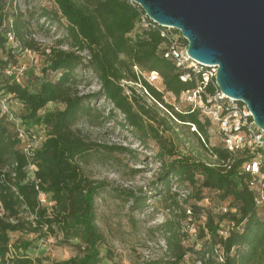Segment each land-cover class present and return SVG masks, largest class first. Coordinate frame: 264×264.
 I'll return each instance as SVG.
<instances>
[{"label": "trees", "instance_id": "16d2710c", "mask_svg": "<svg viewBox=\"0 0 264 264\" xmlns=\"http://www.w3.org/2000/svg\"><path fill=\"white\" fill-rule=\"evenodd\" d=\"M52 1L57 10L43 8L40 16L48 15L57 22L64 21L72 45L89 50L92 61L103 70L113 68L119 52V48L105 38L118 34L128 48L135 46L133 66L140 67L141 64L136 59L143 57H152L162 62L163 70H153L161 74L165 85L169 86L168 91L179 95L183 90L194 87L193 82L182 81L174 63L158 53V46L163 43L160 26L155 27L149 18L148 26L141 24L142 15L146 13L132 0ZM5 19L12 20L17 39L23 47H37L35 40L30 37V22L26 14L17 9L14 0H0L2 65L7 63L3 58L5 56L16 61L13 48L8 45L5 36ZM63 65H67V59H54L48 69L58 71ZM133 66L130 79L137 81L140 78L151 96L169 110H174L172 104L165 101L163 93L138 76ZM48 69L43 68L44 71ZM106 75L105 72L103 77L106 78ZM126 77L130 76L126 75L124 78ZM0 91L15 93L24 106L25 112L21 116L28 128L38 125H45L47 128V138L36 153L38 169L35 179H32L27 170L29 163L21 141L0 111V203L4 211L0 215V264H32L27 256L32 242L19 240L12 243L11 233L16 231L33 232L45 237L54 235L65 243L78 245L80 255L56 264H103L105 258H110V254L108 249L105 253L102 252L106 237L98 227L96 200L107 189L109 182L91 178L80 163L98 147L111 152H124L126 148L88 140L74 128L82 117L92 115V95L68 100L63 108L48 109L50 103L63 98L60 82L44 76L37 82L21 84L12 81L2 72ZM141 109L147 116H151L150 119L159 122L157 115L151 114L149 106L141 105ZM175 113L179 120L195 123L201 131L207 132L199 112ZM153 128L156 136L162 139L161 130L156 126ZM213 151L221 159L231 157L221 144L215 146ZM241 163L242 159L237 157L229 164L230 167L224 164L209 166L193 157L182 156L171 162L166 174L161 177L166 183L169 173L174 172L184 180L191 181L196 186L194 197L198 201L204 197V190L212 194V205L209 204L208 208L203 206L207 217L200 223L196 241L201 246H190L186 250L192 254L194 261H201L202 264H264V211L258 207L254 192L249 188L245 176L240 173ZM195 178L199 183L198 187ZM39 190L49 195L54 202L52 206L40 203ZM114 193L118 199L131 201V207L135 210L146 203V196L138 195L134 190L115 188ZM223 204L228 205V211L216 212L215 207ZM194 207L198 215L200 208L197 204ZM196 218L199 219V215ZM227 223H234V228L224 238L220 236L219 229L222 224ZM216 246L223 249V262H218L213 256ZM11 247L17 251V255L10 259L8 253L11 252ZM19 252H22L21 256Z\"/></svg>", "mask_w": 264, "mask_h": 264}, {"label": "rangeland", "instance_id": "374dc122", "mask_svg": "<svg viewBox=\"0 0 264 264\" xmlns=\"http://www.w3.org/2000/svg\"><path fill=\"white\" fill-rule=\"evenodd\" d=\"M14 5L25 12L30 22V32L39 39L34 60L22 53L16 57L17 61L28 65L24 84L37 82L44 76L60 82L63 98L50 103L48 109L63 108L68 100L92 95V115L82 117L74 128L88 140L126 148L124 152H111L98 147L80 163L91 178L109 182L107 189L96 200L98 227L106 237L102 252L108 249L110 254L103 264H199L186 251L190 246H201V243L196 242V237L186 231L189 222L184 210L186 201L179 203L171 194L172 172L167 176L166 183L161 177L175 159L189 156L204 162L209 151L196 133L191 132L186 125L173 123L166 108L156 104L139 84L130 83L136 82L130 79L135 46L128 48L118 34L106 37L105 40L117 46L119 52L113 68L105 71L92 61V56L87 57L88 54L78 52L72 45L64 21L55 23V32L42 24L41 10H51L54 6L48 0H19ZM162 46L163 43L157 49L160 55ZM2 56L0 51V58ZM54 59H67V65L61 66L58 71L50 70L48 68ZM136 60L141 64L144 78L163 93L167 103H176L182 109L189 107L187 102H182L168 91L169 86L165 85L160 73L158 76L151 74L156 71L154 68L163 70L161 61L152 57ZM105 72L106 78L103 77ZM126 75L130 77L124 78ZM141 105L149 106L151 114H156L160 123L143 113ZM16 109L19 115L25 112L20 106H16ZM201 118L206 122L205 137L209 143L221 144L217 125ZM155 126L161 130L162 139L156 136ZM174 175L179 177L180 183L196 191L194 183L184 180L178 173ZM195 183L198 187L196 178ZM115 188L134 190L138 195H145L146 203L138 210L132 209L131 201L115 197ZM211 195L204 190L200 204L206 208L212 205ZM19 240L32 242L27 255L32 264H56L81 254L78 245L65 243L54 235L45 237L33 232H12L11 242ZM15 255L17 251L11 247L8 258H14Z\"/></svg>", "mask_w": 264, "mask_h": 264}, {"label": "built area", "instance_id": "2783aa9c", "mask_svg": "<svg viewBox=\"0 0 264 264\" xmlns=\"http://www.w3.org/2000/svg\"><path fill=\"white\" fill-rule=\"evenodd\" d=\"M17 1L19 0H14V4H17ZM48 1L54 5L51 10H57L56 4L52 0ZM132 2L140 6L133 0ZM42 5L46 6L45 2H42ZM147 18L152 20L147 13L142 15L141 24L148 26ZM40 20L46 28L52 32L56 31L57 25L55 23H57V21L53 20L48 15H41ZM152 22L155 27L159 25L153 20ZM4 24L7 25L5 36L8 40V45L13 48L15 58L18 54L22 53L28 55L31 60H34L36 48L23 47L21 45L13 29L11 19H5ZM159 26L160 34L163 37L162 55L164 58L174 63L182 81L193 82L195 84L194 87L183 90L181 94H175L182 102H187L189 107L187 109H182L176 103H170L174 110H169L161 102L151 96L140 78H138L136 82L130 81V83L139 84L144 89V92L151 97L156 104L158 103L160 106L166 108L173 119H171L173 123L186 125L191 132L197 134L209 151L208 158L204 161L207 165L214 166L216 164H224L230 167L229 164L235 161L237 157L241 158L240 173L245 176L249 188L254 192L258 207L264 211V129L260 128L253 121V114L245 102L237 101L220 90L216 81L217 66L201 63L191 57L187 52L188 41L180 30L175 29V31H172V28ZM30 37L33 38L37 44L39 39L35 34L31 33ZM75 48L80 53L88 54L87 57L89 58L92 56L87 49H80L76 46ZM3 58L7 63L3 65L0 63V73L2 72L10 77L12 81L24 84V77L28 71L27 63L9 60L7 56ZM134 69L138 76L141 78L145 77L144 71H142L138 65H134ZM151 74L156 76L159 75L157 71H152ZM16 106L24 108L15 93L0 91V111L2 115H4L6 121L13 126L17 137L20 139L22 150L29 163L27 168L28 173L32 179H35V172L38 169L35 157L38 149L47 138V128L45 125L28 128L22 116L18 114ZM195 111L199 112L200 117H204L206 121L217 125L218 132L221 136V146L230 154L231 157H229V159H221L213 151V148L219 144L211 145L209 139L205 137V133L201 131L195 123L183 122L178 119L175 113ZM202 122L204 124L206 123L203 120ZM171 177V194L176 197L179 203L183 204L186 201L184 210L188 215L189 221L186 231L190 232L197 239L200 223H203L207 217L206 210L203 208L202 204H200L201 202L195 199L193 189L180 183V181H178L179 177L174 175V173L171 174ZM37 189H39L38 186ZM38 198L43 206H52L54 203L50 200L49 195L41 190H39ZM194 204H197L200 208L199 211L201 213L199 212V219L196 218ZM228 209L227 204L217 205V207H215V211L220 213H225ZM3 213L4 211L0 203V215ZM233 228L234 223L222 224L219 229L220 236L224 238L228 237ZM208 256L209 254H207V257ZM213 256L218 262H223V249L220 246H216ZM197 262L202 264L201 261Z\"/></svg>", "mask_w": 264, "mask_h": 264}, {"label": "water", "instance_id": "95a60500", "mask_svg": "<svg viewBox=\"0 0 264 264\" xmlns=\"http://www.w3.org/2000/svg\"><path fill=\"white\" fill-rule=\"evenodd\" d=\"M157 24L180 30L187 52L217 66L221 91L245 102L264 129V0H133Z\"/></svg>", "mask_w": 264, "mask_h": 264}, {"label": "bare ground", "instance_id": "6f19581e", "mask_svg": "<svg viewBox=\"0 0 264 264\" xmlns=\"http://www.w3.org/2000/svg\"><path fill=\"white\" fill-rule=\"evenodd\" d=\"M134 84V83H133Z\"/></svg>", "mask_w": 264, "mask_h": 264}]
</instances>
